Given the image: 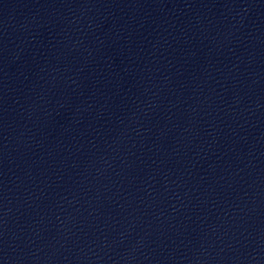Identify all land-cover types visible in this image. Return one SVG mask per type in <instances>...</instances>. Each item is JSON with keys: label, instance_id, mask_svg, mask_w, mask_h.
Here are the masks:
<instances>
[{"label": "water", "instance_id": "95a60500", "mask_svg": "<svg viewBox=\"0 0 264 264\" xmlns=\"http://www.w3.org/2000/svg\"><path fill=\"white\" fill-rule=\"evenodd\" d=\"M0 264H264V7L0 0Z\"/></svg>", "mask_w": 264, "mask_h": 264}]
</instances>
